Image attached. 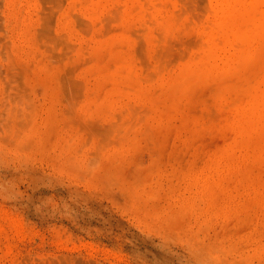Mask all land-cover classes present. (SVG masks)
<instances>
[{"label": "rangeland", "instance_id": "rangeland-1", "mask_svg": "<svg viewBox=\"0 0 264 264\" xmlns=\"http://www.w3.org/2000/svg\"><path fill=\"white\" fill-rule=\"evenodd\" d=\"M0 264H264V0H0Z\"/></svg>", "mask_w": 264, "mask_h": 264}]
</instances>
